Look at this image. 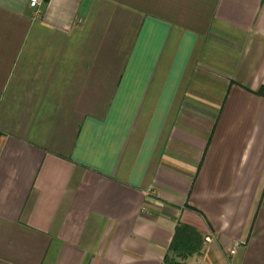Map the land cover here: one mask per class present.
I'll use <instances>...</instances> for the list:
<instances>
[{
    "label": "crops",
    "instance_id": "1",
    "mask_svg": "<svg viewBox=\"0 0 264 264\" xmlns=\"http://www.w3.org/2000/svg\"><path fill=\"white\" fill-rule=\"evenodd\" d=\"M28 1L0 0V264H264V0Z\"/></svg>",
    "mask_w": 264,
    "mask_h": 264
},
{
    "label": "trees",
    "instance_id": "2",
    "mask_svg": "<svg viewBox=\"0 0 264 264\" xmlns=\"http://www.w3.org/2000/svg\"><path fill=\"white\" fill-rule=\"evenodd\" d=\"M259 94H261V95H263L264 96V88H262L261 90H260V92H259ZM190 232H188V229L187 228H179V229H177V231L175 232V240H174V242H173V245H172V248H173V250L175 249L176 251H179V250H185L184 249V246H183V248H181L182 246H181V243H179V240L181 239V238H185L184 239V242L187 240V239H189L190 238V242L191 243H194L195 242V238H193V236H191L190 234H189ZM189 242V243H190ZM166 262H174V261H166Z\"/></svg>",
    "mask_w": 264,
    "mask_h": 264
},
{
    "label": "built area",
    "instance_id": "3",
    "mask_svg": "<svg viewBox=\"0 0 264 264\" xmlns=\"http://www.w3.org/2000/svg\"><path fill=\"white\" fill-rule=\"evenodd\" d=\"M43 1L44 0H29L28 1V4H29V7L31 9L37 10ZM205 240H206V242H210L211 241V237H207ZM236 247H237L236 244L233 245L232 249L229 252L230 256H233L235 254ZM162 264H186V263H183V262H175L174 261V262H163Z\"/></svg>",
    "mask_w": 264,
    "mask_h": 264
},
{
    "label": "rangeland",
    "instance_id": "4",
    "mask_svg": "<svg viewBox=\"0 0 264 264\" xmlns=\"http://www.w3.org/2000/svg\"><path fill=\"white\" fill-rule=\"evenodd\" d=\"M187 263H188V264H195V259H194V258H192V259H191V260H189Z\"/></svg>",
    "mask_w": 264,
    "mask_h": 264
}]
</instances>
